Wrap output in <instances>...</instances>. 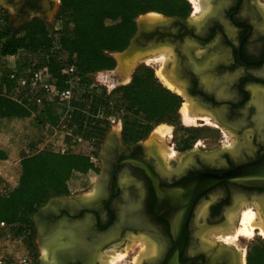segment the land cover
<instances>
[{"label":"flooded vegetation","instance_id":"flooded-vegetation-1","mask_svg":"<svg viewBox=\"0 0 264 264\" xmlns=\"http://www.w3.org/2000/svg\"><path fill=\"white\" fill-rule=\"evenodd\" d=\"M202 2L201 18L191 2L187 16L161 14L176 20L143 30L139 44L143 51L153 50L151 55H168L162 66L182 89V93L169 89L180 97V107L186 100L194 112L209 118L186 125H210L216 138L221 137L213 139L219 144L209 146L183 129V138L166 144L176 151L173 157L164 160L154 151L159 163L145 136L127 139L120 127L105 160L98 154L99 174L107 172L95 179L89 207L55 203L36 223L37 207L27 229L17 232L14 249L25 254L24 264H99L98 252L112 248L122 252L129 243L126 260L120 264H133L142 239L156 246L157 252L152 255L148 248L139 264H164L175 244L167 219L171 214L189 218L180 252L183 264H240L236 247L221 240L208 244L199 234L206 228L225 231V213L237 200L242 201L235 209L238 217L245 206L255 209L259 201L264 212V187L233 180L202 186L212 176L264 166V0ZM3 4L8 5L0 4L5 19L17 30L35 18L48 23L60 0H3ZM144 64L154 66L148 70L158 80L157 65ZM72 194L51 195L40 207L53 197ZM197 214L204 215L203 224L196 223ZM61 233L64 241L48 243ZM46 245L52 247L49 258L43 253Z\"/></svg>","mask_w":264,"mask_h":264},{"label":"trees","instance_id":"trees-1","mask_svg":"<svg viewBox=\"0 0 264 264\" xmlns=\"http://www.w3.org/2000/svg\"><path fill=\"white\" fill-rule=\"evenodd\" d=\"M150 11L187 16L189 4L187 0H60L59 14L72 24L60 37L67 62L75 64L89 84L93 73L115 67L112 53L129 45L137 30V17ZM47 25L35 18L14 30L6 20L0 27L2 53L39 49L49 41ZM48 65L54 80L61 82L59 64L49 59ZM90 88L92 108L107 109L112 101L111 111L120 116L121 131L127 139L137 140L154 124L179 119L180 97L148 69L137 70L128 83L115 87L109 95L103 86ZM47 113L51 119L50 109ZM28 116L22 105L0 96V166H4L10 186L9 194L0 198V220L18 223L17 232L31 222V215L51 195L83 191L99 175L98 164L79 153L45 150L18 160L19 150L39 132L28 124ZM246 264H264V241L248 246Z\"/></svg>","mask_w":264,"mask_h":264},{"label":"built area","instance_id":"built-area-1","mask_svg":"<svg viewBox=\"0 0 264 264\" xmlns=\"http://www.w3.org/2000/svg\"><path fill=\"white\" fill-rule=\"evenodd\" d=\"M5 14L0 8V27L5 24ZM48 43L35 51L19 48L15 53L4 54L0 43V96L6 97L26 108L28 122L39 129L37 137L19 150L18 160L45 150L62 153H79L88 156L90 162L98 164V151L107 128L122 126L121 118L111 111L112 101L107 107L92 108L90 87H105L109 95L116 87H109L98 79L102 70L92 74L88 84L75 64L67 62L61 48L60 37L71 29L72 24L59 14L47 23ZM49 59L59 64L61 82H56L49 68ZM119 86V85H117ZM99 89H96V93ZM83 103V105H81ZM111 105V106H110ZM50 109L52 118L48 117ZM0 166V198L10 192V186ZM18 223L0 220V264H24L25 254L14 249ZM28 225L23 226V230Z\"/></svg>","mask_w":264,"mask_h":264},{"label":"bare ground","instance_id":"bare-ground-1","mask_svg":"<svg viewBox=\"0 0 264 264\" xmlns=\"http://www.w3.org/2000/svg\"><path fill=\"white\" fill-rule=\"evenodd\" d=\"M190 2L193 4L194 10H196V12H198V14L201 13L204 10L203 7H202V0H190ZM146 15H148L149 18H148V20L146 19L147 21L145 20L142 23L145 24V23L149 22L151 25H153L154 23H159L160 22L159 21L160 20V15L158 13H156V12H147ZM202 15H203V12L198 17L201 18ZM152 51L153 50H150V49L147 50V51H143V50H141V51H139V50H130V51L121 53L120 55H122V56H120V57H121V61L122 62L121 61H118V62H120V66H118V69L116 70L117 78L113 79V77H109V79H108V78H105L103 76V77H101V79L103 81H106V83L108 81L109 83H112V84H114L113 82H117V83L118 82H123V83L124 82H127L129 80V78H130V75H129L128 72L131 69V66L134 65L137 61H141V60H144L145 59V61H154V62H158V64H160V67L159 68L157 67L158 69L156 70V76L163 83L164 86H166L167 88H169L171 90H174V91H176L178 93H182L181 87L179 85H177L176 82L173 81V79L170 76V74L165 73L164 67L162 66L163 63L165 62V60L168 58V55L165 52H161L159 54L151 55ZM180 112H181V118H182V120H183L184 123L194 124L201 117L205 121H208L209 120L208 116H201L198 113L194 112V110H193L190 102L188 103V101H186V100L181 104ZM171 128H172L171 126H169V125H167L165 123H160V124H158V125H156L154 127V129L152 131V134H151V137H150V147H149V151L150 150H151V152L156 151L159 155L163 156V153H162L163 150L161 148H159L160 146L158 148H156L155 146H153V144L158 145L157 142H163V141L166 140L167 137H170L171 136ZM159 144H162V143H159ZM167 150H168V155H169L170 158L173 157L174 154L176 153V151L174 149L168 148ZM156 156H157V154H156ZM157 159H158V161L160 163V159H159L158 156H157ZM99 190H101V189H99ZM92 194L90 196L89 195L88 196L87 195L86 196H82V197H77L76 196L75 198L74 197L73 198H69V200L64 199L62 202H59V203L61 205L79 204L78 202L87 203V202H90V200H92V198H93V195ZM240 204H241V201L237 200L235 202V205L233 206V208L230 209V213H229L230 215L228 216V219L225 222V226L227 227L229 225H232V227H231V229L228 232L223 233V235L221 234L223 240L224 239L226 241H229L230 239H234L235 240L239 236H242V235L243 236H252V235H254L256 233V229L258 230L257 234L264 236V212H263V208H262L263 207L262 206L263 203L261 201L255 202V204H254L255 205V209H251V207H249L248 205L245 206L241 210V218H240V220L239 219L237 220L239 223H237V225L234 226L233 224H234L235 219H236V218H234L235 209L238 206H240ZM199 208H200V210L203 209V207H201V206ZM71 229L73 230V228H71ZM61 231H63V230H61ZM66 232L68 233V231H66ZM75 232L77 234L76 229H75ZM69 236H71V233H70ZM52 238H50V239H52ZM65 239H66L65 234L64 233H61V234H59L57 237H55L53 240H51L48 243L51 244V243H53V241L54 242L55 241L56 242H58V241L60 242V241H64ZM131 240L132 239H130V241ZM142 241L145 242L146 249L143 248V251L141 253L139 252L140 254L138 253L139 257H136V259L133 261L134 264H139L141 258L144 256V253L147 250L149 251L148 248H151L150 250H151V254L152 255H155L156 252H157L156 246H154V245H148V242H147L146 239H142ZM204 245L205 244L202 243V245H201L202 248L204 247ZM206 246H207V244H206ZM127 247H128V245H127ZM208 247L209 246H207V248ZM128 248H130V247H128ZM50 249H52L51 245H46L45 247H43V253H45V254L47 253L48 255H46V256L48 258L51 256V254H49ZM110 251L105 250L104 251L105 253L103 252V255L101 256V260L103 261V264H106L105 263L106 255ZM126 251H127V248H126ZM240 253L241 254H240L239 259L241 260L240 261L241 264H246L245 263V259H244V252L243 251H240ZM110 254L111 253H109V255ZM120 254H122V253H118L116 255H120ZM228 254L229 253H227V256H228ZM122 255H125V254H122ZM234 256H236V255H234ZM234 256H230V259H234ZM116 257H118V256H116Z\"/></svg>","mask_w":264,"mask_h":264},{"label":"rangeland","instance_id":"rangeland-1","mask_svg":"<svg viewBox=\"0 0 264 264\" xmlns=\"http://www.w3.org/2000/svg\"><path fill=\"white\" fill-rule=\"evenodd\" d=\"M187 2H188V4H189V9H191V3L187 0ZM203 3V2H202ZM192 6H193V4H192ZM202 7H203V4H202ZM194 9V8H193ZM147 13V12H146ZM146 13H144V14H142V15H140V16H138L137 17V19H136V21L137 22H139V23H141V22H144L146 19L148 20V15H146ZM196 14V13H195ZM202 14V12L201 13H199L198 15L200 16ZM197 16V15H196ZM146 20V21H147ZM121 53H119V52H114V53H112V55H113V57H114V59H115V67L113 68V70L111 71V72H100L99 74H98V79L101 81L102 79H101V77H105V78H108L109 79V77H113V79H115V78H117V75H116V70L118 69V66H120V62H118V61H121V57L120 56H122V55H120ZM122 62V61H121ZM143 62V63H142ZM152 62V63H151ZM144 63H148V64H155L156 63V69H155V74H156V70L160 67V64H158V62H154V61H145V59L144 60H141V61H137L134 65H132L131 66V69L129 70V75H130V78H129V80L127 81V82H113L114 84H112V83H109L108 81H107V83H106V81H103L102 80V82H104L105 84H107L109 87H113V86H116L117 87V85H122V84H126V83H128L130 80H131V78H132V76H133V74L137 71V70H139V69H153L154 70V66H147V65H145ZM158 67V68H157ZM109 75V76H108ZM158 78V77H157ZM159 80V79H158ZM105 88V87H104ZM162 123H165V124H167V125H169V126H171L172 128H171V135L173 134L174 135V138H170V137H167L166 138V140L165 141H163V142H157V144H159V143H162V144H160L158 147L159 148H161L162 150H163V158H164V160H166V159H170V157H169V155H168V148H167V146H166V144L167 145H172L171 144V142H173V141H177L178 139L180 140V138H183L184 136H183V133H182V130L183 129H185L186 131H191V132H193L195 135L194 136H196L198 139H200L201 141H203L205 144H207V145H209V146H215V145H217V144H219L216 140H213L214 138H216V136L214 135V130H213V127H211L210 125H208V126H192V125H186V124H189V123H185V124H183L184 122H183V120H182V118H181V112L179 111V119L178 120H176V121H174L173 123H171V122H167V121H165V122H162ZM28 124H30L29 122H28ZM31 125V124H30ZM156 125H158V124H154L153 126H152V128H151V130L145 135V138H146V140H147V142L150 144V137H151V134H152V131H153V129H154V127L156 126ZM32 126V125H31ZM34 127V126H33ZM34 128H36V127H34ZM119 126H115V127H110V129H108L107 131H106V133L104 134V137L102 138V140H104V139H106L110 134H112V136H118V134H119ZM122 132V131H121ZM38 134H39V132H38ZM38 134L35 136V137H37L38 136ZM185 134V133H184ZM34 137V138H35ZM216 139H221V137H217ZM147 144V143H146ZM177 144H182V141L179 143V141H178V143ZM155 145V144H154ZM100 150V149H99ZM98 153H99V151H98ZM95 182H96V180H94V182H92V184L91 185H89L85 190H83V191H80V192H76V193H74V194H72V195H70L71 197H82V196H90L92 193H93V191H94V186H95ZM262 202V201H261ZM241 203H242V201H241ZM255 204V203H254ZM249 207H251L250 205H248ZM200 209V208H199ZM251 209H254L253 207H251ZM230 213V209H228V211L225 213V220H224V222H226L227 221V219H228V216L230 215L229 214ZM236 213V212H235ZM202 218H204V215H199V214H197L196 215V217H195V220H196V223H198L199 225L200 224H203V222L201 221L200 222V219H202ZM234 218H236L235 219V222H234V226H236L237 225V223H239L238 221L236 222V220H240V218H241V213L239 214V217H238V213H236L235 215H234ZM238 218V219H237ZM224 224V223H223ZM224 226V225H223ZM231 227H232V225H229V226H224V228L226 229L225 231L224 230H218V229H214V230H208L207 228L206 229H204L202 232H200V234H199V238L201 239V241H205V242H208V243H210V244H216L217 243V241H219V240H221L222 242H224V243H226V244H229L231 247H236L237 248V250H238V252H239V254H238V256H240V251H243L244 252V259H245V254H246V252H247V249H248V246L252 243V242H254V241H264V236H262V235H259V234H257V232H258V230L256 229V233L254 234V235H252V236H239L237 239H230L229 241H226L225 239L223 240V238H222V235H223V233H226V232H228L230 229H231ZM222 234V235H221ZM217 235V236H216ZM220 236V237H219ZM142 243V245H141V249H140V253L143 251V248L144 249H146V246H145V242H141ZM219 243V242H218ZM130 245H132V243H129L128 244V247H130ZM128 247H127V245L125 246V249L122 251V252H118V250H115V248H112L113 249V251H110L109 253H111L110 255H109V253L106 255V259H105V263L106 264H120V262H122L123 260H126L125 258H123L124 257V255H122V254H125L126 252V248L128 249ZM124 252V253H123ZM138 252V253H139ZM105 253V252H104ZM118 253H122V254H120V255H116V254H118ZM138 253H136V254H133L134 255V257H133V261L136 259V257H139V255H138ZM139 253V254H140ZM103 255V253L101 254V253H99L98 252V254H97V261H99V264H103V261L101 260V256ZM99 256V257H98ZM114 256V257H113ZM116 256H118V257H116ZM240 260V259H239ZM241 261V260H240ZM245 263H246V261H245ZM131 264V263H130ZM133 264H134V262H133ZM240 264H241V262H240Z\"/></svg>","mask_w":264,"mask_h":264},{"label":"water","instance_id":"water-1","mask_svg":"<svg viewBox=\"0 0 264 264\" xmlns=\"http://www.w3.org/2000/svg\"><path fill=\"white\" fill-rule=\"evenodd\" d=\"M150 12H154V11H150ZM159 15H160V22L165 21V20H176L175 17L165 18L161 14ZM161 19H164V20H161ZM154 27H160V23H154L153 25H151L149 22L145 24L142 22L141 23L137 22L136 33L130 40L129 45L124 50L120 51L119 53H124L130 50L141 51L142 49L139 44L140 42L139 36L141 32L143 30H147L149 28H154ZM113 138L115 137L112 136V134H110L106 139L101 141L100 150L98 153L100 158L105 160V157L108 155L109 150L111 149ZM240 171L238 172L235 171L229 174L212 176L211 178H209L208 181H206L205 184H203L202 187H208L221 180H233V181L241 182L243 184H247L251 186H258L262 188L264 187V166L253 167L245 171H241V172ZM106 172L107 171L103 170V172H101L98 175V177H104L106 175ZM199 190H200L199 188L194 190V195H196L199 192ZM173 192H178V191L173 190ZM69 198H73V197L71 196L53 197L45 205L39 207L37 212L34 214L36 223H39V221L41 220V218L44 217L45 214H47L49 211H52L55 203L62 202L64 199L69 200ZM78 203H79L78 204L79 208L89 207L87 203H83V202H78ZM167 219L169 220L170 225H171V234L173 236L175 244L172 247V249L168 252L167 256H165L164 264H183L180 259V252L183 247L185 236H186V229H185L186 221L189 218L185 219V218H181L179 216H176V215L174 216L173 214H171L170 216H167ZM74 221H72L73 224L76 222Z\"/></svg>","mask_w":264,"mask_h":264},{"label":"crops","instance_id":"crops-1","mask_svg":"<svg viewBox=\"0 0 264 264\" xmlns=\"http://www.w3.org/2000/svg\"><path fill=\"white\" fill-rule=\"evenodd\" d=\"M2 3V5L3 6H8L7 4H3V0H0V4ZM157 13V12H156ZM159 20V19H158ZM161 20H163V19H161ZM160 21V20H159ZM159 23H163V21L162 22H159ZM169 89V88H168Z\"/></svg>","mask_w":264,"mask_h":264}]
</instances>
